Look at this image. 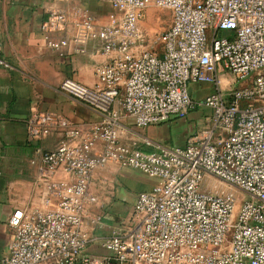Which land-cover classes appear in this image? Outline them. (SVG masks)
<instances>
[{
    "label": "built area",
    "instance_id": "obj_1",
    "mask_svg": "<svg viewBox=\"0 0 264 264\" xmlns=\"http://www.w3.org/2000/svg\"><path fill=\"white\" fill-rule=\"evenodd\" d=\"M107 1L115 12L108 23L85 19L75 42L108 54L99 83L65 77L58 86L98 119L82 128L61 113L28 116L29 142L60 134L52 148H36L42 176L65 178L48 186L56 208L13 210L1 264H264V0ZM149 6L171 15L159 51L143 47L139 30ZM65 22L61 10L49 11L41 30L50 48L67 46L53 35ZM225 73L245 85L221 87ZM201 83L213 91L197 101L189 84ZM200 104L210 124L185 145L147 151L128 142L124 117L145 128ZM108 165L158 183L136 194L127 229L97 235L103 204L91 184Z\"/></svg>",
    "mask_w": 264,
    "mask_h": 264
},
{
    "label": "crops",
    "instance_id": "obj_2",
    "mask_svg": "<svg viewBox=\"0 0 264 264\" xmlns=\"http://www.w3.org/2000/svg\"><path fill=\"white\" fill-rule=\"evenodd\" d=\"M50 10L65 14V24L59 25L58 32L53 34L67 38L68 44L63 48H50L43 37L41 25ZM114 13L107 0H0V264L13 238V230L8 225L13 210L32 212L56 208L48 186L53 179L65 178L60 171L51 179L44 178L36 151L39 145L52 148L60 134L55 132L37 145L31 143L26 120L37 111L61 113L82 128L98 119L94 110L61 92L58 86L65 77L88 86L99 83L96 68L107 61L108 54L100 52L96 43L80 41L77 45L75 42L85 19H90L95 26H103ZM144 13L139 28L149 33L159 30L155 8L149 6ZM168 14L166 25L170 26ZM153 41L143 47L149 48ZM153 48L161 50L160 46ZM202 85L208 91L199 98L193 97L197 101L213 89L211 84ZM210 117L211 110L200 104L183 116L145 128L136 127L127 117L122 121L129 129L128 142L153 151L155 146L185 145L191 134L209 126ZM100 173L106 181L103 192L96 194L91 187L103 204L102 224L96 233L104 235L117 226L127 229L136 194L149 190L158 180L134 169L108 165L93 176V181Z\"/></svg>",
    "mask_w": 264,
    "mask_h": 264
},
{
    "label": "rangeland",
    "instance_id": "obj_3",
    "mask_svg": "<svg viewBox=\"0 0 264 264\" xmlns=\"http://www.w3.org/2000/svg\"><path fill=\"white\" fill-rule=\"evenodd\" d=\"M154 8L156 10V13H158V15H159L158 16V22H159L158 24H159L160 29L155 31V32L149 33V32H146L140 26L139 30L141 29L140 32L142 33V37L144 39V46L149 45L148 43L151 42L152 40H154L153 42H155L157 37H158V35L169 26V25H166V22L169 19L168 12L166 10H164V9H160V8H156V7H154ZM144 18H145V13H143V16H142V18L140 19L139 22L141 23V21L144 20ZM153 42L149 46V48H153V47H155V45H156V47L160 46V48H161V45L158 42H155V43H153ZM219 78H220L219 85L221 87H224L226 84H229V83L234 84V87H242V86L245 85V83L242 82V81H235L233 79V76L231 74H229V73H225L224 75L220 76ZM203 84L207 85V83H203ZM207 91H208L207 88H205L202 85V83L201 84H189V92H190V94L193 97H196V98L198 97L199 98L201 95H204ZM212 91H213V89H212ZM102 175L100 173L98 175V177H96L94 179V181L92 182V184H91V187L94 190V192H96V194L102 193L103 189H104V186L106 185V181L103 180L104 177ZM212 183L215 184L219 188L220 191H223V192L231 191L225 185L216 184V183H214V181H212ZM112 184H113V191H115L116 187H117V183H116L115 179L112 182ZM98 199H99V196H98Z\"/></svg>",
    "mask_w": 264,
    "mask_h": 264
}]
</instances>
